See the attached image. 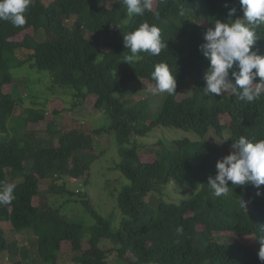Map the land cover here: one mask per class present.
Masks as SVG:
<instances>
[{"label":"trees","instance_id":"trees-1","mask_svg":"<svg viewBox=\"0 0 264 264\" xmlns=\"http://www.w3.org/2000/svg\"><path fill=\"white\" fill-rule=\"evenodd\" d=\"M154 3L144 17L129 18L122 0H55L49 5L33 0L23 27L0 20V191L6 184L16 185L15 199L0 205V259L11 257L13 264H59L63 256L71 255L74 264H113L110 256L116 253L126 264H264L258 257L259 238L264 236V185L257 189L229 182V193L220 197L208 186L209 176L218 174L217 161L231 153L235 139L241 135L252 142L264 139V92L249 103L230 92L206 96L203 91L209 61L199 46L216 19L227 22L242 17L239 0ZM231 8L237 9L234 17L228 16ZM142 22L160 28L167 48L159 56L141 53L143 59L129 65L123 60L129 54L123 35ZM255 31V48L264 53V24ZM42 33L46 39L39 40ZM19 52H29L27 59H18ZM161 61L176 77V95L166 93L157 110L147 98L132 105L135 96L149 92L154 64ZM27 62L38 71H49L54 85L75 91L73 109L94 99L95 110L109 118V128L95 130V136L116 137L122 159L117 168L131 183L118 197L123 217L118 229L113 230L96 212L87 192L74 193L68 187L73 180L89 186L92 167L76 153H94V135L58 132V146L38 140L37 126L52 119L36 102L29 107L22 97H15L18 89L11 73ZM258 82L259 78L254 81ZM19 107L23 118L17 127L24 133L9 136V121ZM59 113L55 110L53 116ZM157 128L190 131L202 141L173 140L170 147L161 142V150L149 152L155 156L150 161L137 140ZM212 131L225 140L223 147L205 140ZM47 180H51L49 195H77L76 202L95 219V226L89 230L63 215L64 205L55 207L48 198H39L41 184ZM172 183L192 191L178 203L147 202L156 193L163 195ZM240 198L247 202L244 210ZM5 222L15 233L33 232L35 255L32 247L8 241ZM88 233L90 239L85 240ZM222 234L231 236L232 242L221 241L217 235ZM237 239L252 243L244 246L235 243ZM107 243L113 247L101 246Z\"/></svg>","mask_w":264,"mask_h":264},{"label":"clouds","instance_id":"clouds-1","mask_svg":"<svg viewBox=\"0 0 264 264\" xmlns=\"http://www.w3.org/2000/svg\"><path fill=\"white\" fill-rule=\"evenodd\" d=\"M33 0H0V20L10 22L14 27L27 23L25 13ZM127 17H144L153 9L154 0H122ZM242 17L222 22L216 19L204 35L205 43L199 51L209 61L204 73V95L221 96L230 92L240 100L251 103L264 92V53L255 45L258 41L255 29L264 24V0H239ZM237 9L228 11L229 17L236 16ZM230 21V22H229ZM128 50L124 63L133 65L143 59L141 53L159 56L167 48L161 30L155 24L142 22L123 35ZM231 73V74H230ZM259 78L258 83L254 81ZM154 81L148 91L153 95H176L177 81L169 64L161 61L154 64L151 73ZM231 153L216 163L218 174L209 176L208 186L216 197L227 195L231 185H252L259 189L264 185V139L255 142L241 135L231 143ZM15 183L6 184L0 191V205H8L15 199ZM258 196L262 193L257 191ZM247 202L240 198L239 206L244 210ZM177 231H182L178 228ZM258 257L264 261V236L259 238Z\"/></svg>","mask_w":264,"mask_h":264},{"label":"rangeland","instance_id":"rangeland-1","mask_svg":"<svg viewBox=\"0 0 264 264\" xmlns=\"http://www.w3.org/2000/svg\"><path fill=\"white\" fill-rule=\"evenodd\" d=\"M55 0H43L45 5H49ZM111 1V0H108ZM109 3V2H108ZM112 3V2H111ZM155 7V3L153 4ZM39 40L46 39L44 33L38 38ZM29 53V52H26ZM25 52H19L17 58L22 61L27 59ZM11 73L15 77L17 83V89L15 90V97L19 96L25 101V106L32 107L31 102H36L37 108L46 110V117H51L52 122L55 124L52 126L50 119L42 121L36 128V136L40 142L48 143L53 142L54 145L59 144V133H65L71 130H78L88 134H92L95 137V151L93 152H78L77 155H84L87 162L92 167V179L88 187H83V183L77 181H69L68 187L74 193H88L91 202L96 212L106 219L113 230L120 227L122 222V214L119 209L118 197L126 186H129L130 181L122 174L117 168L122 159L119 154V146L116 141V137L108 134L103 136H95V130L107 129L110 126V120L104 112H98L94 107V99L87 102L83 108H72L74 90L70 87L62 88L54 85L52 74L49 71H38L31 68V64L27 62L25 65L12 68ZM226 94V93H225ZM166 93L161 95H153L150 92L135 96L132 99V105H135L139 100H145L146 98L151 101L154 110L159 108L160 102L165 98ZM58 110L60 113L53 116L54 111ZM17 120L13 119L12 129L10 127V133L14 136H21L24 130L16 127L18 120L23 118L22 109L19 107L17 110ZM156 118V113L153 114V119ZM12 121V120H11ZM21 122V120L19 121ZM18 122V123H19ZM11 126V125H10ZM52 129V131H51ZM59 132V133H58ZM229 135L227 134L226 137ZM173 140H190L192 142L202 141L193 132L178 130L172 128H157L145 137L139 138L137 141L143 147L142 153L150 155V161H154V154H149L150 151H159L162 149L160 143L162 142L165 147H170ZM209 140L216 147H223L225 140H222L215 136L212 132L205 139ZM141 152V151H140ZM148 153V154H147ZM144 159V158H143ZM29 173V170H28ZM60 182L59 184H61ZM51 186V180L42 182L41 192L39 198H48L50 204L55 207H61L64 205L62 214L70 219L81 221L90 230L95 226L96 221L91 215L86 213L84 207L79 201L77 195L73 197L69 196H51L49 195V188ZM192 190L178 183H172L169 187L165 188L163 195L160 193L154 194L152 198L147 199L150 205L157 206L162 200L170 203H178ZM187 198V197H186ZM71 199V202H68ZM8 241L17 240L20 242L21 247L30 246L33 248L32 255H35L37 249V243L33 236V232L24 231L22 233H15L11 223L5 222L2 224ZM221 241L225 243H231V236L217 235ZM90 239L88 233L85 240ZM235 243H241L244 246L251 245L248 239H237ZM112 248L111 243L101 244L102 247ZM13 259L8 256H4L0 259V264H13ZM110 261L113 264H126L124 261H120L116 257V253L110 256ZM30 264V263H29ZM59 264H74L71 255L63 256Z\"/></svg>","mask_w":264,"mask_h":264},{"label":"crops","instance_id":"crops-1","mask_svg":"<svg viewBox=\"0 0 264 264\" xmlns=\"http://www.w3.org/2000/svg\"><path fill=\"white\" fill-rule=\"evenodd\" d=\"M17 115L15 116V121L17 120ZM16 123V127H17V122H15ZM12 124H13V119H12V121H9V125H11L10 127H11V129H12ZM10 131V130H9ZM9 136H14L13 134H11L10 132H9V134H8ZM9 136H7V135H5V138L6 137H9Z\"/></svg>","mask_w":264,"mask_h":264}]
</instances>
